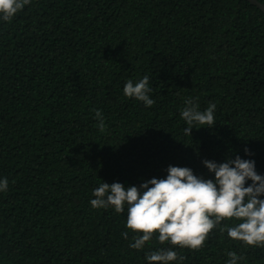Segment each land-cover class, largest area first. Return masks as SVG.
<instances>
[{
	"label": "trees",
	"instance_id": "trees-1",
	"mask_svg": "<svg viewBox=\"0 0 264 264\" xmlns=\"http://www.w3.org/2000/svg\"><path fill=\"white\" fill-rule=\"evenodd\" d=\"M145 75L148 108L123 94ZM189 98L216 104L213 127L184 134ZM236 155L264 174V11L252 2L30 0L0 22V264H147L160 248L180 264H226L227 251L264 264V246L218 229L199 250L158 233L130 248L127 212L89 203L104 181L138 186L169 165L212 178L204 159Z\"/></svg>",
	"mask_w": 264,
	"mask_h": 264
},
{
	"label": "clouds",
	"instance_id": "clouds-1",
	"mask_svg": "<svg viewBox=\"0 0 264 264\" xmlns=\"http://www.w3.org/2000/svg\"><path fill=\"white\" fill-rule=\"evenodd\" d=\"M29 3L30 0H0V22H11ZM151 93L147 75L138 80L130 78L123 87L124 96L142 102L146 108L155 103ZM215 109L216 104L209 102L201 111L193 99H186L180 112L186 124L184 134L191 135L193 128H201L195 125L213 127ZM95 118L103 127L101 111L96 110ZM245 155L250 157L251 150L246 148ZM202 164L212 178L198 176L190 167L169 165L164 178L153 177L138 186L104 181L93 189L94 198L89 203L96 209L126 211V227L137 234L129 247L136 250L143 249L153 233H158L156 238L161 244L199 250L214 229L221 233L226 230L229 238L246 246H264V174L258 173L256 161L236 155L223 162L204 159ZM8 189V179L0 178V193ZM226 219L239 223L222 225ZM122 236L127 239L128 232ZM226 255V264H239L242 259L234 251ZM183 259L173 248L145 254L147 264H180Z\"/></svg>",
	"mask_w": 264,
	"mask_h": 264
},
{
	"label": "water",
	"instance_id": "water-1",
	"mask_svg": "<svg viewBox=\"0 0 264 264\" xmlns=\"http://www.w3.org/2000/svg\"><path fill=\"white\" fill-rule=\"evenodd\" d=\"M250 2H252L253 4L257 5L259 8H261L263 11H264V5H261L260 3H258L257 1L255 0H248Z\"/></svg>",
	"mask_w": 264,
	"mask_h": 264
}]
</instances>
